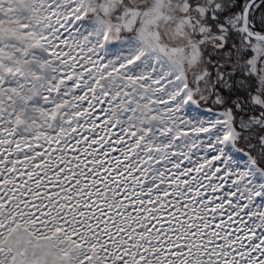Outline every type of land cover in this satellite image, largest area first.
Returning <instances> with one entry per match:
<instances>
[{
    "label": "snow or ice",
    "instance_id": "snow-or-ice-1",
    "mask_svg": "<svg viewBox=\"0 0 264 264\" xmlns=\"http://www.w3.org/2000/svg\"><path fill=\"white\" fill-rule=\"evenodd\" d=\"M0 264H264V0H0Z\"/></svg>",
    "mask_w": 264,
    "mask_h": 264
}]
</instances>
